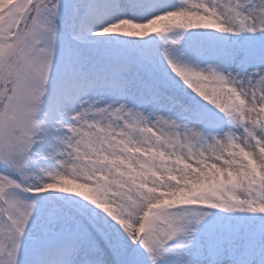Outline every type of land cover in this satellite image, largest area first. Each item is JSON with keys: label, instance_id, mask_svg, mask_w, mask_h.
I'll return each instance as SVG.
<instances>
[{"label": "snow or ice", "instance_id": "snow-or-ice-1", "mask_svg": "<svg viewBox=\"0 0 264 264\" xmlns=\"http://www.w3.org/2000/svg\"><path fill=\"white\" fill-rule=\"evenodd\" d=\"M0 264H264V0H0Z\"/></svg>", "mask_w": 264, "mask_h": 264}]
</instances>
